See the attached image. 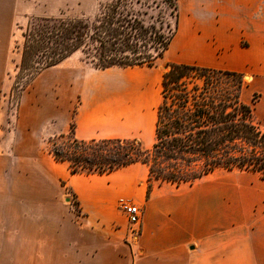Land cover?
<instances>
[{"label":"crops","instance_id":"obj_1","mask_svg":"<svg viewBox=\"0 0 264 264\" xmlns=\"http://www.w3.org/2000/svg\"><path fill=\"white\" fill-rule=\"evenodd\" d=\"M185 3L178 4V27L167 51L177 64L247 77L249 89L261 93L254 106L264 118V0ZM12 5L15 0L11 8L7 0L3 9L5 33ZM65 61L39 74L57 75L59 107L65 109L56 117L58 136L72 124L77 140H133L151 148L161 101L157 77L137 66L91 67L76 76L77 66ZM22 107L15 139L0 156V235L22 212L27 263L264 264V178L258 173L214 171L176 185L149 182L148 167L133 163L105 174L71 175L37 141L47 133L33 126L40 115H27ZM121 201L141 209L135 236Z\"/></svg>","mask_w":264,"mask_h":264},{"label":"trees","instance_id":"obj_2","mask_svg":"<svg viewBox=\"0 0 264 264\" xmlns=\"http://www.w3.org/2000/svg\"><path fill=\"white\" fill-rule=\"evenodd\" d=\"M159 3L175 14L172 28ZM92 20H36L24 33L17 78L31 80L75 52L96 69L152 67L163 58L178 27L177 0H107ZM160 82L155 140L142 150L133 140L81 141L73 125L63 147L48 153L74 174H105L142 163L151 182L191 184L214 172L241 170L264 178V129L253 122V106L242 100V75L189 64H167ZM143 157V158H142ZM161 165H165L162 166ZM151 185L149 184L148 191Z\"/></svg>","mask_w":264,"mask_h":264},{"label":"rangeland","instance_id":"obj_3","mask_svg":"<svg viewBox=\"0 0 264 264\" xmlns=\"http://www.w3.org/2000/svg\"><path fill=\"white\" fill-rule=\"evenodd\" d=\"M12 1L13 0H10V8ZM106 1L107 0H15L14 16L13 14L11 15L13 19L10 21V29L8 33H5L3 21L6 15L3 13V9H5L7 0H0V156L7 155L6 144L15 139L20 110L25 99H28V101L26 106L22 107V112H25L27 115L38 113L40 115V120L33 126L34 128L40 127L47 131L41 139L37 140L40 142L41 147L48 152V149L53 147V145L63 147L66 143V139L60 138L58 136L59 134L56 133L59 125L56 117L61 118L65 114L64 105L59 107L60 87L56 84L57 75L46 72V74L39 76L41 72L51 67L42 70L31 80L27 73H23L17 78V67L20 64L22 56L24 33L33 22L43 18H82L92 20L99 13L101 5ZM179 2L185 3V0H177V5ZM159 5L160 7L158 9L150 10L149 13L156 15L157 12L160 11L161 15L166 17L167 22L173 28L176 19L175 14L165 5L161 3H159ZM14 6L12 5V8ZM82 57L80 52H75L64 59L67 65L71 66L75 64L77 66L76 72L78 75L76 76H81L84 71L93 67L91 64L82 61ZM174 58L175 56L172 55L171 51H166L163 58L159 59L154 66H142L144 69L149 70L148 73H152L154 77H157L156 86L159 89V93L162 75L167 70L166 65L177 64ZM64 77H71V75H64ZM241 80L245 86L242 96L243 102L251 103L254 94L261 97V93L253 92L252 89H249L247 77ZM253 108V122L260 129H264V118L260 117L258 112H255V106H253ZM71 126L66 135L70 133ZM140 147L142 150L150 149V147ZM162 166L165 165H161V167ZM226 171L227 170L224 169L215 170V172ZM152 181L157 182L155 180ZM64 192L71 203V211L77 213V202L71 194V191L65 188ZM22 216V212L13 214V220L9 222L10 225L7 228L9 232L3 231L4 235H0V242L3 243V245H0V264H31L25 261ZM123 217L126 219L124 213ZM127 224L129 226V235H131L133 227L128 222Z\"/></svg>","mask_w":264,"mask_h":264},{"label":"built area","instance_id":"obj_4","mask_svg":"<svg viewBox=\"0 0 264 264\" xmlns=\"http://www.w3.org/2000/svg\"><path fill=\"white\" fill-rule=\"evenodd\" d=\"M120 207L124 215L126 216L127 222L133 227L131 231V237L135 236L138 231V226L141 219V209L138 205L130 202L121 201Z\"/></svg>","mask_w":264,"mask_h":264}]
</instances>
